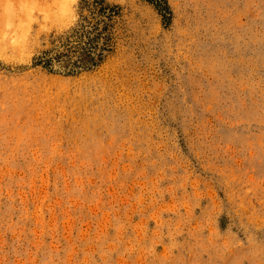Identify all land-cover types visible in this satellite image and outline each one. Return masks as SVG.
<instances>
[{
	"label": "rangeland",
	"instance_id": "374dc122",
	"mask_svg": "<svg viewBox=\"0 0 264 264\" xmlns=\"http://www.w3.org/2000/svg\"><path fill=\"white\" fill-rule=\"evenodd\" d=\"M105 1L0 0V264H264V0Z\"/></svg>",
	"mask_w": 264,
	"mask_h": 264
},
{
	"label": "trees",
	"instance_id": "16d2710c",
	"mask_svg": "<svg viewBox=\"0 0 264 264\" xmlns=\"http://www.w3.org/2000/svg\"><path fill=\"white\" fill-rule=\"evenodd\" d=\"M148 2L155 6L156 10L164 19V22L168 24L171 20L172 13L167 0H148ZM90 10L96 16L98 22L97 26L91 28V31L82 34L85 40L82 51L83 56L90 58V63H92L95 61V55H98V58L101 59L103 56L102 53L107 51L108 39L107 37H103L106 34L104 31H107L108 27L106 26V22L111 21L118 14V7L106 5L105 0H94ZM100 25H103V28H100ZM102 38L105 40L103 44H101ZM81 61H83V57Z\"/></svg>",
	"mask_w": 264,
	"mask_h": 264
},
{
	"label": "bare ground",
	"instance_id": "6f19581e",
	"mask_svg": "<svg viewBox=\"0 0 264 264\" xmlns=\"http://www.w3.org/2000/svg\"><path fill=\"white\" fill-rule=\"evenodd\" d=\"M86 58V57H85ZM84 58L85 62H87V60Z\"/></svg>",
	"mask_w": 264,
	"mask_h": 264
}]
</instances>
